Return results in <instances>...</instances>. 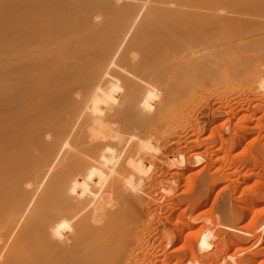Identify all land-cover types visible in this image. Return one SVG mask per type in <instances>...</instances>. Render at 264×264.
Returning <instances> with one entry per match:
<instances>
[{
  "label": "bare ground",
  "instance_id": "obj_1",
  "mask_svg": "<svg viewBox=\"0 0 264 264\" xmlns=\"http://www.w3.org/2000/svg\"><path fill=\"white\" fill-rule=\"evenodd\" d=\"M228 75L264 93V0H0V264L155 260L146 186L172 193L164 154L195 164L177 139L239 107Z\"/></svg>",
  "mask_w": 264,
  "mask_h": 264
},
{
  "label": "rangeland",
  "instance_id": "obj_2",
  "mask_svg": "<svg viewBox=\"0 0 264 264\" xmlns=\"http://www.w3.org/2000/svg\"><path fill=\"white\" fill-rule=\"evenodd\" d=\"M231 76L228 75L225 78L226 80L219 77L217 87L229 86L223 89L229 93V96L232 95V97L241 100V104L238 107L236 103H230V105H234V110L231 108V114L229 111H225L226 114L224 112L221 115L222 117L215 121L216 127L213 125L214 123L212 126L208 124L209 127H213L212 129H216L219 128V125H222L216 124V122L221 123L222 121L219 122V120L225 119L224 122H226H222L221 129L223 130L220 132L223 134L224 139L217 140L213 132H208L209 127H206V125H203V128L195 133H189L185 136L181 134V138L179 137L175 144L184 150L187 148V151L193 145L200 156L198 162L193 165L191 163L187 165L188 167L182 166L181 160L173 157L174 149H170L168 153L164 154V165L174 174L171 179L174 182V193L172 191L168 194L169 197L166 193L163 194L159 189V185H165L164 182H157L158 186L154 185L156 182H151L152 187H150V184L146 186L148 193H152L148 195L149 197L144 198L145 206L147 205L148 212L153 209L152 214L155 212L153 215L143 217V220H146V228L148 230L150 228L149 232L152 231L147 236L155 235V237L153 236L155 239L149 237V240H146L150 245L153 243L152 245L155 247L157 254L155 260H150L152 247L149 248L146 245L149 264H219L221 261L224 264H264V228L261 231L259 230V221L264 216V93H258L255 88L251 90L253 87L251 82H248L249 80L246 81L241 77ZM241 76L243 77V74ZM223 79L225 82L221 81ZM236 88L237 90H235ZM211 104L212 107L213 103ZM238 110L239 112L236 113ZM233 112L236 115H233ZM232 126H234V134L228 132L231 131ZM182 169L184 171L179 176V179H181L179 180L177 175L181 173ZM200 177L203 178L202 181H199ZM176 180L179 182L176 183ZM155 186L158 187H156L157 191L154 190ZM154 191H156V194ZM157 192L164 196H158ZM153 198L158 201L156 202ZM167 198H169V201ZM222 209L227 211L225 215H221ZM156 218L158 219L156 220ZM153 219L156 224L152 222ZM214 223H220L233 229L228 230L217 227ZM148 224L149 226H147ZM213 225L216 226V229ZM154 226L155 231L153 230ZM162 229L169 235L167 244L160 242L163 241L161 239ZM206 230L207 232L209 230L213 231L209 234L208 243L204 247L202 243L208 234ZM156 231L160 232L157 238ZM147 236L145 237L148 238ZM156 241L160 242L159 245Z\"/></svg>",
  "mask_w": 264,
  "mask_h": 264
}]
</instances>
